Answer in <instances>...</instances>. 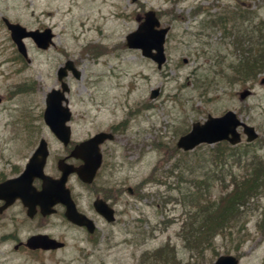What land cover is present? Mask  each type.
<instances>
[{
    "label": "rangeland",
    "instance_id": "1",
    "mask_svg": "<svg viewBox=\"0 0 264 264\" xmlns=\"http://www.w3.org/2000/svg\"><path fill=\"white\" fill-rule=\"evenodd\" d=\"M197 7L202 12L194 15ZM148 9L158 12L162 25L171 26L167 62L161 69L125 43ZM224 10L231 12L234 23L211 25L212 14ZM241 11L249 12L250 19ZM3 17L29 29L52 28L55 45L42 51L25 40L28 63L18 56ZM260 21L264 0H0V169L23 166L45 138L49 166L56 170V158L65 147L44 122L43 112L48 92L60 85L57 69L67 59L75 60L82 71L78 79H65L71 89L67 97L73 142L120 128L109 143L113 167L108 166L104 181H98L107 194L112 188L125 190L117 219L109 223L93 214L98 231L91 235L69 225L62 211L52 217L60 240L67 241L58 264H210L228 253L238 255L241 264H264V195L246 205L244 218L230 231L211 234L208 247L189 248L182 233L191 201L187 194L195 188L196 176L206 177L197 157L213 145L198 147L190 155L177 148L179 137L194 122L233 110L258 130L260 138L251 148L264 160V85L259 83L264 72L255 80L234 75L246 57L234 44V26L249 29ZM99 43L107 48L96 54L93 47ZM244 46L257 44L249 38ZM22 85L30 87L22 92ZM249 87L253 94L240 100L239 92ZM157 88L159 95L151 98ZM228 181L200 184L201 200L215 201ZM71 183L85 205V191L75 180ZM128 187L135 190L134 196ZM34 225L27 221L22 228ZM10 245H0V264H34L11 253ZM163 247L169 258L164 262L156 254Z\"/></svg>",
    "mask_w": 264,
    "mask_h": 264
},
{
    "label": "water",
    "instance_id": "2",
    "mask_svg": "<svg viewBox=\"0 0 264 264\" xmlns=\"http://www.w3.org/2000/svg\"><path fill=\"white\" fill-rule=\"evenodd\" d=\"M5 22L11 30L12 38L16 42L19 51L25 57H27V49L23 42L24 38H33L37 46L42 49H47L52 42L53 33L49 28L44 31L27 30L20 24L10 23L7 19H5ZM159 27L160 21L156 12L150 10L145 13V20L139 24L135 31L129 33L126 38L127 46L141 49L143 56L152 57L160 68L166 61L164 43L169 27ZM68 70H72L77 78L81 76V72L75 68L74 62L69 60L65 63V66L59 68V80L62 81L67 76ZM260 83L264 84V77L260 80ZM62 88L63 91L54 89L48 94L44 118L56 136L65 145H68L71 138V128L66 123L71 118V111L67 106L63 105V101L68 103L65 91H69V87L63 82ZM158 94L159 89H156L152 91L151 96L157 97ZM251 94L252 91L250 89H244L240 92L239 96L241 100H245ZM240 127H242V132L239 131ZM242 134L247 136V142H252L259 136L255 127L240 119L236 112L229 110L221 116L209 115L204 123L195 122L191 131L179 138L177 146L185 151H189L203 143L215 144L216 142L228 141L232 145H236L241 142ZM113 137L111 133L101 132L89 140L78 144L75 150H79L83 154L82 158L86 161L85 166L74 168L73 165L61 159L59 160L58 167L62 171V176L58 179H53L44 174L43 169L49 151L47 142L42 139L21 177L0 184V193H2L0 197L7 200L6 206L15 197H21L29 208L30 215H32L36 205H40L43 214L46 215L55 211L53 208L55 204L62 203L66 206L65 215L70 221L81 226H86L91 233L94 232L95 225L93 221L77 210L70 190L66 187V183L68 176L74 171L79 173L83 181L92 182L101 164L99 145L107 138L112 139ZM35 177L43 179L41 190H37L32 184ZM95 208L109 222L115 219L114 210L105 201L98 199L95 202ZM28 243L33 244L35 247L44 248L61 247L64 245L62 242H57L53 239L46 241L38 236L31 237ZM212 264H239V260L233 255H222Z\"/></svg>",
    "mask_w": 264,
    "mask_h": 264
},
{
    "label": "trees",
    "instance_id": "3",
    "mask_svg": "<svg viewBox=\"0 0 264 264\" xmlns=\"http://www.w3.org/2000/svg\"><path fill=\"white\" fill-rule=\"evenodd\" d=\"M241 12L243 17L250 19L249 12ZM229 14H231L229 10L214 14L213 21L226 27L229 23H234V20H230ZM237 33L235 35L237 45L244 44V40L250 38L251 44L255 43L257 46L243 49V55L246 57L235 67L234 75L241 76L245 80H255L264 72V21L252 24L250 29H237ZM29 87L26 85L21 91ZM252 146V143L231 146L221 142L208 150L209 153L205 152L203 156L199 154L197 157V167L202 172L205 171L206 177L199 179V176H196L193 183L195 188L189 189L187 194L191 201L189 200L186 205L188 215L182 226V233L190 249H205L211 244L208 238L211 234L217 232L219 235H224L226 231H230L233 225L244 218L242 215L246 205L254 197L264 195V160L255 154ZM235 169H238L237 172ZM228 179L229 185L224 187L223 193L215 201L201 200L200 184L212 180L223 184ZM261 230L264 233V228ZM164 251L163 248L156 251V254L162 255L160 260L163 262L169 259L168 254L164 255Z\"/></svg>",
    "mask_w": 264,
    "mask_h": 264
},
{
    "label": "flooded vegetation",
    "instance_id": "4",
    "mask_svg": "<svg viewBox=\"0 0 264 264\" xmlns=\"http://www.w3.org/2000/svg\"><path fill=\"white\" fill-rule=\"evenodd\" d=\"M111 130V132L115 135L119 133L118 126H113ZM109 143L110 141L106 140L101 144L102 165L97 171L95 179L92 183L88 184L83 182L76 173H73L68 181V186L71 188L72 197L77 205L78 210L86 214L93 220H96V217H94L93 215L95 214L94 201L96 199L101 198L107 201L111 206L117 208V205L122 202L124 194V191L120 187H118L119 189L112 188L109 191V194H107L105 186L101 185V183H98V181H104L103 179L106 176L105 173L108 166H111V169L113 167L112 163L110 162L112 149L109 146ZM74 145L65 147L63 150V154L56 158L57 162L61 158H66V160L70 164H74L76 167L83 165L84 159H82L81 157L71 156ZM50 157L51 155L49 156L48 162L45 166V172L55 178H58L61 176V172L58 170V168L54 170L52 166H49ZM26 163H24L23 166L13 165L8 168L0 169V183L9 178L19 176L23 172ZM72 180H75V182L81 188H83V190L85 191V195L88 196L86 197V200L88 199V202L85 205L81 203V196L77 194L75 183H71ZM41 183L42 180L40 178H35L34 185L38 189L41 188ZM127 191L129 193V189H127ZM131 194L134 196L135 190H133ZM4 204L5 201L0 199V233H2L0 235V245L11 243L9 247L10 252L23 256V260L25 263L30 261L34 264H58L59 252L67 247V242L63 248L43 249L33 248L27 245V241L31 236L34 235H47L50 238L60 240L59 228H56L57 223L50 222V220L52 219V217L58 216L60 211H62V213L64 214L65 207L62 204H58L55 206L57 210L56 213L45 216L41 213L40 207L37 206L34 215L29 217L28 209L26 206H24L20 199H16L14 203L9 207L1 209ZM56 220L57 218L55 219V221ZM27 221L34 223L35 228H22ZM68 224L72 227L86 230L85 227H79L71 222H68Z\"/></svg>",
    "mask_w": 264,
    "mask_h": 264
}]
</instances>
